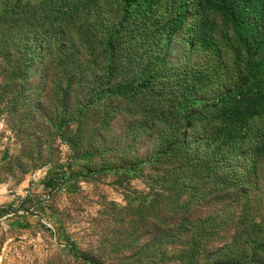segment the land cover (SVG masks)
<instances>
[{"label": "rangeland", "instance_id": "rangeland-1", "mask_svg": "<svg viewBox=\"0 0 264 264\" xmlns=\"http://www.w3.org/2000/svg\"><path fill=\"white\" fill-rule=\"evenodd\" d=\"M43 1L0 16V264H242L255 249L264 264V159L236 176L246 186L218 193L214 181L229 176L192 172L189 149L163 156L187 130L184 115L207 105L190 92L222 96L235 74L229 46L213 44V17L199 22L204 47L191 45L195 31L167 47L166 19L140 5L111 59L98 42L103 24L40 12ZM256 58L262 73L264 47ZM263 91L264 77L241 90Z\"/></svg>", "mask_w": 264, "mask_h": 264}, {"label": "trees", "instance_id": "trees-1", "mask_svg": "<svg viewBox=\"0 0 264 264\" xmlns=\"http://www.w3.org/2000/svg\"><path fill=\"white\" fill-rule=\"evenodd\" d=\"M24 2L25 0H10L0 11V16L8 17L11 13H21L25 7ZM115 5L116 9H112ZM140 5H145L146 13H154L157 18L162 19L164 16L166 19V30L163 35L162 30H159L161 32L158 38L162 44L163 36L167 47L174 43L177 37L186 40L192 31L199 37L191 42V45L195 47L200 44L204 47L208 40L204 25L210 16L216 23L213 44L229 46L227 54L233 62L235 74L227 76L228 84L223 86L225 94L217 97L205 92L203 96L198 97L199 92L192 90L189 94L191 103L207 105L196 113L184 115L181 120L187 130L183 136H176L167 145L163 156L168 157L182 148H187L189 151L184 166L196 174L203 171L201 176H229L214 181V190L218 193L237 191L250 181L236 176L254 175L257 164L264 159V91L250 98H244L241 92L250 86L256 77H264V72L254 71L256 66L261 65L256 57L264 47V25L259 28L262 23L259 15L264 13V0H44L40 12L70 13L72 18L80 13L89 14L90 19L95 21V26L103 24L104 30L100 31L98 42L102 52L109 54L112 59L115 57L120 33L136 26L133 23V11ZM119 11L121 16L115 14ZM101 13H107L108 18L105 17L107 20L104 23ZM255 23L258 24L257 28L253 27ZM242 28H248V34H243ZM216 31L220 33L216 35ZM157 59L163 66L162 50L157 54ZM210 63L215 65L212 59ZM215 71L216 69L211 72ZM151 79L153 75L137 86V91L148 90ZM201 82L202 79L198 83ZM218 114L220 119L213 121V117ZM199 127H205L208 131L205 137L190 138ZM198 166L199 170H196ZM242 172L244 174L240 175ZM46 187L54 188L55 182L50 181ZM193 187H196L194 189L198 193V186ZM259 252L260 250L255 249L250 260L242 264H255L254 260ZM83 258L91 262L89 257Z\"/></svg>", "mask_w": 264, "mask_h": 264}]
</instances>
